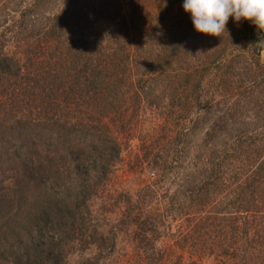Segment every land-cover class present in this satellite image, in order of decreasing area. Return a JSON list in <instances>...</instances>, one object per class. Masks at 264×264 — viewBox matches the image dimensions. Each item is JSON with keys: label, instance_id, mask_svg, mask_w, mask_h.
Instances as JSON below:
<instances>
[{"label": "trees", "instance_id": "1", "mask_svg": "<svg viewBox=\"0 0 264 264\" xmlns=\"http://www.w3.org/2000/svg\"><path fill=\"white\" fill-rule=\"evenodd\" d=\"M183 4L0 0V264H264V33L198 32ZM211 67L224 106L190 118ZM167 94L172 140L165 117L132 134ZM133 136L158 172L131 191Z\"/></svg>", "mask_w": 264, "mask_h": 264}, {"label": "rangeland", "instance_id": "2", "mask_svg": "<svg viewBox=\"0 0 264 264\" xmlns=\"http://www.w3.org/2000/svg\"><path fill=\"white\" fill-rule=\"evenodd\" d=\"M12 3V2H11ZM146 6L153 7L150 5V3L145 2ZM123 11L125 13H128L130 11V7L124 6ZM250 42L246 43V46L249 47ZM238 50L234 47L232 48V52H237ZM170 71H168V80L166 77V83L172 82V78L169 75ZM216 67H211L208 70V73L205 74L202 85L203 89L207 90L202 95L199 104L193 108V112L190 114V118H199L201 120L202 117L206 116V118H211L212 116H215L218 114L219 109L223 107V100L226 99L225 97L221 96L220 98L217 97V94L212 96L210 95V90L207 88L209 80L213 78L215 79L216 75ZM170 92V91H168ZM216 97V98H215ZM171 97L165 96V113L161 117L156 116V112L152 111L151 113L149 110H146L144 112L141 111L140 120H142V125L140 127H136L132 134L138 135L141 133H157L158 129L150 128L149 120L152 121V124L162 122L165 126V131L167 132L168 137L170 136V140H172V136L176 133L178 127L177 122L181 119H179L178 115L179 113H174L173 111H169L172 109V102L170 101ZM202 116V117H201ZM142 118V119H141ZM161 119V120H159ZM188 119V118H187ZM137 122V120H136ZM187 122V121H186ZM162 124V123H161ZM191 124V121L188 120L187 126ZM155 135V134H154ZM139 140L136 136H133L130 140H125L123 144V150H122V160H120L113 172L112 177V185L118 188H125L129 189L131 191H134L137 187L152 181V179L155 178L158 169L152 166H145L143 167L139 161L137 160L134 153L137 152V144ZM131 166V167H130ZM98 201L93 202V207L95 208L97 206ZM188 258V257H186ZM77 259V256L75 254H72L69 257V260L71 262H75ZM203 261L208 264H222L221 262L216 261L213 257H204Z\"/></svg>", "mask_w": 264, "mask_h": 264}, {"label": "clouds", "instance_id": "3", "mask_svg": "<svg viewBox=\"0 0 264 264\" xmlns=\"http://www.w3.org/2000/svg\"><path fill=\"white\" fill-rule=\"evenodd\" d=\"M183 7L191 13L195 29L204 34L222 36L230 17L250 20L264 30V0H184Z\"/></svg>", "mask_w": 264, "mask_h": 264}, {"label": "water", "instance_id": "4", "mask_svg": "<svg viewBox=\"0 0 264 264\" xmlns=\"http://www.w3.org/2000/svg\"><path fill=\"white\" fill-rule=\"evenodd\" d=\"M263 31V33H264V30H262ZM263 64H264V50H263Z\"/></svg>", "mask_w": 264, "mask_h": 264}]
</instances>
